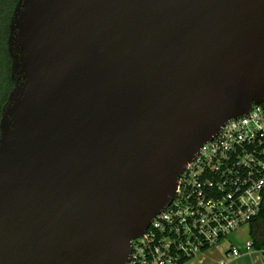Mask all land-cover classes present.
<instances>
[{"label": "water", "instance_id": "obj_1", "mask_svg": "<svg viewBox=\"0 0 264 264\" xmlns=\"http://www.w3.org/2000/svg\"><path fill=\"white\" fill-rule=\"evenodd\" d=\"M0 264H129L200 148L264 104V0H18Z\"/></svg>", "mask_w": 264, "mask_h": 264}, {"label": "built area", "instance_id": "obj_2", "mask_svg": "<svg viewBox=\"0 0 264 264\" xmlns=\"http://www.w3.org/2000/svg\"><path fill=\"white\" fill-rule=\"evenodd\" d=\"M263 194L264 104L200 148L172 205L133 242L129 264H231L242 250L230 238L251 228ZM252 249L247 242L244 250Z\"/></svg>", "mask_w": 264, "mask_h": 264}, {"label": "trees", "instance_id": "obj_3", "mask_svg": "<svg viewBox=\"0 0 264 264\" xmlns=\"http://www.w3.org/2000/svg\"><path fill=\"white\" fill-rule=\"evenodd\" d=\"M18 0H0V120L2 109L14 88L11 79L12 59L8 51L10 24ZM264 195V194H263ZM252 248L264 256V199L259 217L250 228Z\"/></svg>", "mask_w": 264, "mask_h": 264}, {"label": "crops", "instance_id": "obj_4", "mask_svg": "<svg viewBox=\"0 0 264 264\" xmlns=\"http://www.w3.org/2000/svg\"><path fill=\"white\" fill-rule=\"evenodd\" d=\"M249 242H252V240ZM240 249L242 250L241 256L235 259L231 264H264V256L262 252H258L254 249H252L251 251H246L244 250L245 246Z\"/></svg>", "mask_w": 264, "mask_h": 264}, {"label": "rangeland", "instance_id": "obj_5", "mask_svg": "<svg viewBox=\"0 0 264 264\" xmlns=\"http://www.w3.org/2000/svg\"><path fill=\"white\" fill-rule=\"evenodd\" d=\"M252 240L250 235L249 227H244L241 230L237 231L234 235L231 236L230 241L233 242L236 246L242 248L245 246L246 242Z\"/></svg>", "mask_w": 264, "mask_h": 264}]
</instances>
